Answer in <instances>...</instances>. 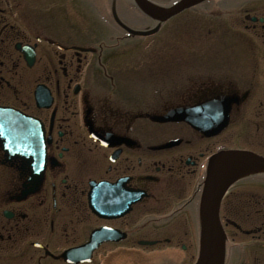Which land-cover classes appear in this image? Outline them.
Listing matches in <instances>:
<instances>
[{"label": "flooded vegetation", "instance_id": "1", "mask_svg": "<svg viewBox=\"0 0 264 264\" xmlns=\"http://www.w3.org/2000/svg\"><path fill=\"white\" fill-rule=\"evenodd\" d=\"M114 1L119 10L121 0ZM53 7L0 0V109L38 120L1 115L0 264H195L210 158L231 148L264 156V101L257 109L252 102L264 89V0H206L178 14L218 16L216 24L202 21L205 39L223 22L232 27L226 15L241 11L244 27L227 30L253 50L243 56L237 48L231 65L181 59L178 77L144 81L143 94L137 77H128L131 83L107 70L108 44L78 37L73 16L58 28ZM219 42L233 51L228 37ZM210 51L219 57L218 48ZM155 67L159 75L170 69ZM174 110H181L174 120L156 119ZM248 126L255 127L249 145L238 144ZM260 187L264 174L242 178L223 199L225 264H264ZM99 228L108 238L90 261L63 258Z\"/></svg>", "mask_w": 264, "mask_h": 264}, {"label": "rangeland", "instance_id": "2", "mask_svg": "<svg viewBox=\"0 0 264 264\" xmlns=\"http://www.w3.org/2000/svg\"><path fill=\"white\" fill-rule=\"evenodd\" d=\"M31 1L45 3L46 5L53 4L54 7L48 10L53 14L61 16L57 17V19L73 16L76 21V33L78 37L85 38L87 35H90L91 37L95 34L94 41H96L97 39L103 38H116L117 34L121 37L125 36L121 29L115 28L114 30L109 27L104 23L102 17L98 15L100 11H103L101 4L102 0ZM236 1L237 0H226V2H231V5ZM198 10L202 9H196L189 12L186 11L187 14H185L183 18H180L181 15H178L173 19H170L168 22L164 23L162 29L156 35L147 37L137 36L132 37V39L128 38L127 40L124 39L118 41V43L114 45V52H111V55L108 58L109 68H107V70L112 71L114 75L116 74L126 77L123 80L130 81L131 83L132 81L128 77H137V80H134V83L137 82V94H143L146 92V89L141 84L144 81L152 80L155 82V80H157L160 83H168L178 77L179 74L177 71L181 59L186 63L197 67L199 64H207V62L211 60L212 62H227L228 65H231L232 62H234L233 60L240 58L241 54L232 57L237 48L242 49L241 52L243 56L246 53L248 55L251 53L250 50H253L252 47L250 49L248 43L243 41L241 37L236 35L235 39H232L234 34L232 35V33L227 30L231 26L225 25L224 22L221 24L222 28L219 29L218 34L215 32V37L205 36L204 39V36L200 33L202 31H200L199 28L203 26L202 21H205V18L209 17L207 14L199 13ZM38 15L42 16V11L38 12ZM45 16L48 17L47 14H45ZM122 16L133 28L145 30L143 24L146 22L144 19L140 21V18L123 12ZM216 17L218 16L212 15L209 20L214 21L216 24L218 21L215 19ZM226 18H229L233 28L242 29L244 27V15L241 11L230 13L229 15H226ZM56 24L58 28L62 25L61 29H64L63 19L58 20ZM219 37H222V39H218ZM225 37H228L231 40V42H227V44L232 46L233 51L226 47L223 42L217 43L219 40H224ZM256 37L260 39V37ZM260 42H262V39H260ZM173 45H175V47L172 50ZM215 48L220 50L219 57H216L215 54L210 51ZM91 56L92 55H90V57ZM150 66H153V68H150ZM155 66L169 67L170 69L159 75L155 71ZM263 98L264 89H261L252 101L253 108H260L261 106L259 105V102L264 101ZM247 130L249 135H247L246 138H242L238 144L249 145L248 140L253 131H255V127L248 126ZM261 189L263 190L264 188ZM240 236L243 235L240 234Z\"/></svg>", "mask_w": 264, "mask_h": 264}, {"label": "water", "instance_id": "3", "mask_svg": "<svg viewBox=\"0 0 264 264\" xmlns=\"http://www.w3.org/2000/svg\"><path fill=\"white\" fill-rule=\"evenodd\" d=\"M138 7L147 15L159 21V24L150 30H134L119 19L118 22L127 31L133 34L150 35L156 32L161 22L194 6L204 0H177L170 6H161L151 0H134ZM8 114L13 118H21L32 124L38 122L32 117H22L17 113L4 112L0 110V132L3 129L1 115ZM174 110L166 116L157 117L159 120L167 121L174 119ZM5 118V117H4ZM181 118H186L185 115ZM226 122V121H225ZM7 131L9 128L7 126ZM34 153H31L33 156ZM40 174L43 175L44 164H40ZM264 170V157L248 150H223L214 155L208 166L207 179L204 190V207L202 212L201 246L200 255L196 264H225L227 234L220 220L221 201L231 184L245 174ZM102 183H94L95 188H102ZM99 214L101 209H95ZM107 238L103 228L95 230L89 242L66 251L63 256L69 262H81L91 259L92 252Z\"/></svg>", "mask_w": 264, "mask_h": 264}, {"label": "bare ground", "instance_id": "4", "mask_svg": "<svg viewBox=\"0 0 264 264\" xmlns=\"http://www.w3.org/2000/svg\"><path fill=\"white\" fill-rule=\"evenodd\" d=\"M176 1V0H175Z\"/></svg>", "mask_w": 264, "mask_h": 264}]
</instances>
